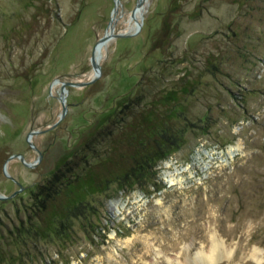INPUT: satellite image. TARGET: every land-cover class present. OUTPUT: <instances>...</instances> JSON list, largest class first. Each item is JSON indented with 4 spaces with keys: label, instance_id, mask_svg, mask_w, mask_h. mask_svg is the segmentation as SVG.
<instances>
[{
    "label": "rangeland",
    "instance_id": "374dc122",
    "mask_svg": "<svg viewBox=\"0 0 264 264\" xmlns=\"http://www.w3.org/2000/svg\"><path fill=\"white\" fill-rule=\"evenodd\" d=\"M138 1L0 0V264H264V0ZM155 127L175 151L115 183Z\"/></svg>",
    "mask_w": 264,
    "mask_h": 264
},
{
    "label": "trees",
    "instance_id": "16d2710c",
    "mask_svg": "<svg viewBox=\"0 0 264 264\" xmlns=\"http://www.w3.org/2000/svg\"><path fill=\"white\" fill-rule=\"evenodd\" d=\"M171 99V98H170ZM129 104V96L123 97L120 100L117 101L116 107H122L127 108ZM178 107L176 104H170L167 105L166 113L167 115L172 116V114L176 115V117L180 116V110H176ZM121 110V109H118ZM116 110V114H119V111ZM123 112V111H122ZM108 121V120H107ZM117 121V120H116ZM110 122V121H109ZM123 120L120 121L122 123ZM143 135L147 136L149 138L148 140H137L136 138L134 140H137L136 143V149H137V155L138 157H135L136 166L131 170V173L126 174L125 177L116 178L115 183H120L125 180H130L131 183L128 186H125L126 189L133 188L135 185H141L143 181H146L149 175H147V171L149 169H152L157 162L160 160L168 157L171 152L175 151V145L177 144L179 136H181L182 130L178 129L175 131V133L169 132L167 129H161L155 127V130L151 129L150 131L142 129ZM148 132V133H147ZM150 132V133H149ZM149 134V135H148ZM89 154V153H88ZM136 155V156H137ZM84 156H87L85 154ZM85 158V157H84ZM61 173V169L59 168L55 174H53V180L48 181V184H53L54 181L60 180L63 182L65 178V174L61 175L59 177V174ZM77 176L75 175L73 179H76ZM69 183L65 182L64 184H61L59 188H62V186H68ZM124 188V187H123ZM57 194V192H55ZM51 193L46 194L42 191L38 192V198H34L36 201H40L41 203L38 204L34 201L35 207L37 209V213L35 211L33 214V219L30 220L29 216H27L26 224L23 226L21 225L13 234L20 238L21 240L27 241L31 240L30 238L33 236V239L36 240L38 238L39 232L37 231L38 228H41V216L38 215V212H44L46 209V202L50 199ZM43 197V198H42ZM10 202H15V198L9 199ZM37 201V202H38ZM5 203V201H3ZM79 203V202H78ZM44 210V211H43ZM32 216V215H31ZM32 226V228H31ZM32 231V232H31Z\"/></svg>",
    "mask_w": 264,
    "mask_h": 264
},
{
    "label": "bare ground",
    "instance_id": "6f19581e",
    "mask_svg": "<svg viewBox=\"0 0 264 264\" xmlns=\"http://www.w3.org/2000/svg\"><path fill=\"white\" fill-rule=\"evenodd\" d=\"M104 44V43H103ZM99 44L95 51H97L101 45ZM172 181V178L170 179ZM207 252H199L195 257L188 261L190 264H217L223 257H225L226 251L222 248V244L215 237H211L210 245ZM255 253V252H254ZM227 257V256H226ZM188 264V263H186Z\"/></svg>",
    "mask_w": 264,
    "mask_h": 264
},
{
    "label": "water",
    "instance_id": "95a60500",
    "mask_svg": "<svg viewBox=\"0 0 264 264\" xmlns=\"http://www.w3.org/2000/svg\"><path fill=\"white\" fill-rule=\"evenodd\" d=\"M118 1H119V0H114L115 3H118ZM141 2H142V0H139V1H138L139 4H141ZM109 38H110V37L107 36V35H104L102 38H100L99 41L96 43L94 49H93V53H94L96 47H97L99 44H103V43L107 42ZM90 62H91L92 67H93L94 70L96 71V73L99 74V72H100V67H99V65L97 64L96 60H95L94 54H92V57H91V59H90ZM97 74H96V75H97ZM93 81H94V79H93L92 81L88 82V83H63V84H62V90H63V91H66V89H65L66 87H65V86H68V87H71V86H83V85H86V84H90V83H92ZM65 112H66V108L64 107V108H63V111H62V114L64 115ZM39 132H40V131H32V132H30L28 138H30L32 135H34V134H36V133H39ZM16 157H18L19 159H21V160L23 161V157H22L21 155H16ZM23 162H24V161H23ZM24 163H25V162H24ZM25 166H27V167H31V164L25 163ZM4 174L7 176V173H6L5 170H4ZM21 189H22V187L20 186V190H21ZM12 196H14V194H12V195H10V196L0 195V200H4V199L10 198V197H12Z\"/></svg>",
    "mask_w": 264,
    "mask_h": 264
}]
</instances>
